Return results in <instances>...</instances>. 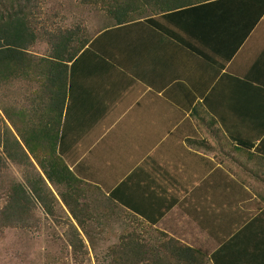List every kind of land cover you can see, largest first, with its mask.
<instances>
[{
	"label": "crops",
	"instance_id": "0c3cea01",
	"mask_svg": "<svg viewBox=\"0 0 264 264\" xmlns=\"http://www.w3.org/2000/svg\"><path fill=\"white\" fill-rule=\"evenodd\" d=\"M150 20L101 30L64 63L59 118L56 88L14 82L20 119L38 134L60 125L83 203L117 212L85 211L100 228L133 220L205 264L264 262V0Z\"/></svg>",
	"mask_w": 264,
	"mask_h": 264
},
{
	"label": "trees",
	"instance_id": "16d2710c",
	"mask_svg": "<svg viewBox=\"0 0 264 264\" xmlns=\"http://www.w3.org/2000/svg\"><path fill=\"white\" fill-rule=\"evenodd\" d=\"M81 1L100 7L111 21L110 26L102 29L106 30L140 20L152 22L150 18L153 16H164L214 0ZM37 10V0H0V85L17 83L22 78L29 80L32 76L41 81L43 88H56L58 111L55 110V114L59 118L66 98V71L64 76L62 70L66 67L64 63L80 54L91 39L81 38L79 28L55 35L46 32L43 27L46 36L52 37L51 52L48 57H36L31 50L41 36V29L35 21ZM1 110L3 134H0L4 156L6 160L30 169V172L24 183L12 185L8 204L0 213V227L10 229L25 226V217L37 206L53 218L55 207L63 204L73 222L90 242L92 238L86 230L88 217L85 212L88 203H83V196L79 193L82 191V182L69 171L57 154V131L60 125L53 126L58 128L54 129L55 134H38L32 124L20 119L18 108L1 105ZM110 200L113 198L110 197ZM261 218L264 223V213ZM68 224L71 228L67 235L68 243L77 258L85 245L81 233L72 225L71 220H68ZM205 260V256L197 249L179 245L172 239L150 245L134 232H129L108 248L106 261L99 264H205ZM247 264L264 262L253 256Z\"/></svg>",
	"mask_w": 264,
	"mask_h": 264
},
{
	"label": "rangeland",
	"instance_id": "374dc122",
	"mask_svg": "<svg viewBox=\"0 0 264 264\" xmlns=\"http://www.w3.org/2000/svg\"><path fill=\"white\" fill-rule=\"evenodd\" d=\"M38 10L35 16L37 26L41 29V36L37 44L31 50L36 57H48L51 52V36L46 32L66 33L79 28V36L84 39H92L99 31L111 25V21L105 16L100 7L88 5L81 0H37ZM45 27V29L43 28ZM76 44H74L75 46ZM33 78V77H31ZM0 85V133L2 131V110L4 107H13L15 89L18 85ZM18 102V99L16 100ZM0 134V213L8 204V196L11 187L16 183H24L30 169L6 160ZM61 203V202H60ZM88 203V209L95 206L107 210L114 207L108 204L92 205ZM91 204V205H89ZM25 217V226L14 228L0 227V264H99L106 261L108 248L120 241L122 235L134 232L148 244L154 245L165 241L157 230H142L140 223L123 219L108 220V227H101L100 219H93V214L87 212L86 230L92 240L81 233L68 210L63 204L55 207L54 217L48 215L36 207ZM68 220L72 221L81 233V240L85 245L83 252H79L77 258L73 254V248L69 245L67 235L71 230ZM112 223V224H111ZM122 223V224H121ZM93 244V245H91ZM87 253V254H86Z\"/></svg>",
	"mask_w": 264,
	"mask_h": 264
}]
</instances>
